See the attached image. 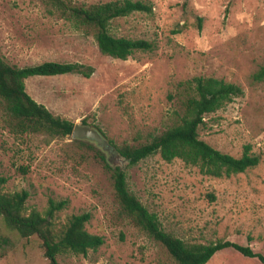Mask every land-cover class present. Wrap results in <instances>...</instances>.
Masks as SVG:
<instances>
[{
    "label": "rangeland",
    "instance_id": "1",
    "mask_svg": "<svg viewBox=\"0 0 264 264\" xmlns=\"http://www.w3.org/2000/svg\"><path fill=\"white\" fill-rule=\"evenodd\" d=\"M72 1L90 5L113 0ZM133 1L151 3L153 13L116 19L111 32L154 41L157 49L121 60L102 54L92 34L49 15L41 0H0V55L6 62L20 68L55 61L95 69L90 78H28L30 96L75 125L97 129L111 146L104 150L72 137L48 143L43 136L13 135L3 122L0 99L4 191H29L28 209L41 212L50 199L68 200L57 223L91 214L86 229L102 236L104 244L86 256L60 255L59 264H177L126 217L101 151L113 167L126 170L130 190L176 236L250 245L264 255V81L253 79L264 68V0ZM198 76L244 90L243 96L207 116L200 138L235 157L250 145L261 163L223 178L159 155L130 166L116 147L139 145L149 134L163 132L170 112L181 106L178 83ZM41 245L36 236L22 238L9 229L0 216V264H48ZM207 264L262 263L227 249Z\"/></svg>",
    "mask_w": 264,
    "mask_h": 264
},
{
    "label": "trees",
    "instance_id": "2",
    "mask_svg": "<svg viewBox=\"0 0 264 264\" xmlns=\"http://www.w3.org/2000/svg\"><path fill=\"white\" fill-rule=\"evenodd\" d=\"M41 1L52 17L71 22L76 29L92 34L104 55L127 60L135 52H154L157 49L154 41L118 37L111 32V24L116 19L135 13L152 14L154 7L151 3L113 0L88 5L72 0ZM202 21L200 18L199 28ZM94 72L93 67L81 63L55 61L20 68L9 64L0 55V99L5 127L13 135L43 136L48 143L71 137L75 124L53 114L45 105L34 100L26 90L25 81L34 76L69 74L90 78ZM253 79L264 81V68L255 73ZM177 89L182 92L181 106L170 112L169 124L163 132L149 134L139 145L116 147L118 154L130 166L159 155L166 162L181 160L188 166L199 168L204 175L223 178L245 173L261 163V156L253 153L250 145L244 147L240 157H235L200 138V129L206 125L207 116L243 96L242 87L218 78L198 76L178 83ZM76 141L84 143L83 140ZM99 157L112 173L116 198L126 217L164 247L177 264H207L217 253L227 249L264 264V255L250 245L226 240L201 243L176 236L130 190L126 170L113 167L101 151ZM6 183L7 179L0 175V216L6 226L22 238L36 236L42 243L48 264H59L58 257L63 254L86 256L104 244L102 236L91 234L86 229L90 213L72 215L65 223H57V214L68 206V200L50 199L44 212L29 210L27 201L30 192H5ZM5 242L8 243V240Z\"/></svg>",
    "mask_w": 264,
    "mask_h": 264
},
{
    "label": "water",
    "instance_id": "3",
    "mask_svg": "<svg viewBox=\"0 0 264 264\" xmlns=\"http://www.w3.org/2000/svg\"><path fill=\"white\" fill-rule=\"evenodd\" d=\"M71 137L72 139L88 140L95 142L99 145V147H101L104 150H108L111 148L110 144L97 129L87 125H81V124L75 125Z\"/></svg>",
    "mask_w": 264,
    "mask_h": 264
}]
</instances>
